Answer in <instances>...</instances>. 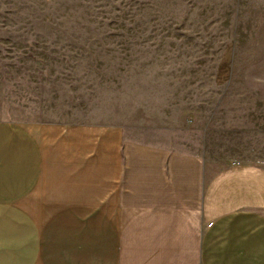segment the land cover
Returning <instances> with one entry per match:
<instances>
[{
	"label": "crops",
	"instance_id": "obj_1",
	"mask_svg": "<svg viewBox=\"0 0 264 264\" xmlns=\"http://www.w3.org/2000/svg\"><path fill=\"white\" fill-rule=\"evenodd\" d=\"M162 94L154 140L0 119V264H264V164L213 157L210 105Z\"/></svg>",
	"mask_w": 264,
	"mask_h": 264
},
{
	"label": "rangeland",
	"instance_id": "obj_2",
	"mask_svg": "<svg viewBox=\"0 0 264 264\" xmlns=\"http://www.w3.org/2000/svg\"><path fill=\"white\" fill-rule=\"evenodd\" d=\"M170 83L212 108L213 157L264 164V0H0V119L110 116L154 140Z\"/></svg>",
	"mask_w": 264,
	"mask_h": 264
}]
</instances>
